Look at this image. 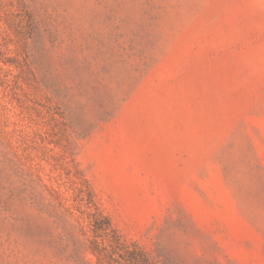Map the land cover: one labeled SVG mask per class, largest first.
<instances>
[{
	"label": "rangeland",
	"instance_id": "obj_1",
	"mask_svg": "<svg viewBox=\"0 0 264 264\" xmlns=\"http://www.w3.org/2000/svg\"><path fill=\"white\" fill-rule=\"evenodd\" d=\"M84 180L149 264H264V0H0V264H97Z\"/></svg>",
	"mask_w": 264,
	"mask_h": 264
},
{
	"label": "trees",
	"instance_id": "obj_2",
	"mask_svg": "<svg viewBox=\"0 0 264 264\" xmlns=\"http://www.w3.org/2000/svg\"><path fill=\"white\" fill-rule=\"evenodd\" d=\"M78 197L77 204L71 208L86 215L89 230L86 251L93 255L97 264H115L117 261L125 264H149V257L139 246L120 238L110 219L95 204L85 180L78 187ZM58 202L62 205L61 201ZM67 209L72 214V210L69 207Z\"/></svg>",
	"mask_w": 264,
	"mask_h": 264
}]
</instances>
